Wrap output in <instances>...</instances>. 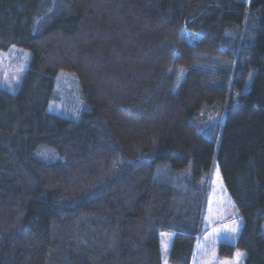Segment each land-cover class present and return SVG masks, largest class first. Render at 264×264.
Listing matches in <instances>:
<instances>
[{"label": "trees", "instance_id": "trees-1", "mask_svg": "<svg viewBox=\"0 0 264 264\" xmlns=\"http://www.w3.org/2000/svg\"><path fill=\"white\" fill-rule=\"evenodd\" d=\"M13 46L32 57L0 87V264H163L169 234V264L201 242L264 264V0H0ZM60 71L80 120L48 111Z\"/></svg>", "mask_w": 264, "mask_h": 264}, {"label": "rangeland", "instance_id": "rangeland-1", "mask_svg": "<svg viewBox=\"0 0 264 264\" xmlns=\"http://www.w3.org/2000/svg\"><path fill=\"white\" fill-rule=\"evenodd\" d=\"M242 1L246 3L249 9L251 0ZM185 37L190 43H195L201 38L199 34L192 33L191 31H185ZM0 53L10 56L0 66V87L11 93H15L19 90L23 77L29 68L32 52L25 48L13 46L7 51L0 50ZM183 75L184 72L179 74V83ZM235 100H238V98ZM87 108L82 88L75 74L69 71H60L56 76L54 98L48 104V111L77 121L81 119L82 114ZM173 238L174 234L161 235V257L163 264H169L168 256ZM237 253L241 255L237 256ZM244 258L245 253L239 250L231 258H221L215 252L213 246L201 242L197 247L192 264H228V262L242 264Z\"/></svg>", "mask_w": 264, "mask_h": 264}, {"label": "snow or ice", "instance_id": "snow-or-ice-1", "mask_svg": "<svg viewBox=\"0 0 264 264\" xmlns=\"http://www.w3.org/2000/svg\"><path fill=\"white\" fill-rule=\"evenodd\" d=\"M53 11V9H49V12ZM10 56H6L4 53H0V66L3 65L4 61L9 59ZM22 70V69H21ZM6 79V77H5ZM240 253H237V256H240ZM228 264H234V262H228Z\"/></svg>", "mask_w": 264, "mask_h": 264}]
</instances>
